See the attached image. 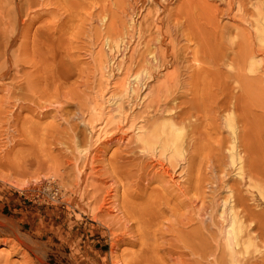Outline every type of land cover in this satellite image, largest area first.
Listing matches in <instances>:
<instances>
[{
  "label": "rangeland",
  "instance_id": "1",
  "mask_svg": "<svg viewBox=\"0 0 264 264\" xmlns=\"http://www.w3.org/2000/svg\"><path fill=\"white\" fill-rule=\"evenodd\" d=\"M186 1L0 0V28L22 21L28 43L40 27L53 34L47 47H23V73L4 82L35 90L41 107L21 100L30 108L15 110L0 90V216L23 221L22 233L46 246L45 264H69L72 253L58 250L57 240L48 243L51 226L82 237L96 264H140L144 240L142 260L148 262L143 264H191L193 240L201 237L206 246L217 235L218 218L213 226L208 219L202 222L205 214H219L228 199L260 236L261 253L242 264H264V200L251 194L255 186L264 192V43L253 37L255 13L245 2L203 6L194 0L186 14ZM144 68L149 78L129 98L121 96L118 87ZM162 118L181 123L185 134L184 160L163 162L170 179L157 174L156 162L142 157L138 146ZM228 119L233 132L224 126ZM56 128L59 135L75 129L80 147L88 151L79 166L94 169L99 177L94 183L101 188L95 194L117 205L108 218L125 217L127 229L101 226L91 214H66L64 205L39 204V188L61 171L56 165L74 164L64 146L53 142L50 134L60 137ZM62 177L67 184L71 180L66 173ZM149 179L153 182L142 190ZM136 183L141 188L133 187ZM115 185L123 199L111 196L108 188ZM161 193L166 201L160 204ZM132 208L145 215L146 232L134 211L125 216ZM110 233L122 239L113 261ZM2 248L12 264L22 262L23 253L34 258L29 250Z\"/></svg>",
  "mask_w": 264,
  "mask_h": 264
},
{
  "label": "bare ground",
  "instance_id": "2",
  "mask_svg": "<svg viewBox=\"0 0 264 264\" xmlns=\"http://www.w3.org/2000/svg\"><path fill=\"white\" fill-rule=\"evenodd\" d=\"M199 4L203 6H210L211 4H229L232 2L241 4L245 2L249 7L254 10V39L258 43H264V0H198ZM28 1L26 2V4ZM194 0H187L184 3V11L186 14L192 12V6ZM216 6V5H214ZM30 25H27L29 28ZM48 28L40 27L34 34L32 43H28L25 40L27 35V30L25 23L19 21L17 26H13L8 23L7 26L3 25L0 28V90L6 92L5 99L6 103L13 102V107L15 110L22 109L23 107L29 109L30 107L24 106L21 100H27L34 106L41 107L40 105L43 101L36 98L35 90L28 86L23 87V85L18 83H12L5 86V81L8 80L13 82L20 74L23 73L25 63L20 58V52L23 47L27 44H31L32 48L42 49V46L46 47L48 42L53 36L52 33H48ZM155 58H151V61ZM254 67V62L249 64V70L251 71ZM149 69H143L140 73H134L130 75L128 80L123 82L118 88L120 90V95L129 98V96L135 91V88L146 80L150 76ZM20 96V97H18ZM121 96H119L121 98ZM55 111L62 112L63 109L56 107ZM9 114H12L9 112ZM85 124L86 120L81 121ZM224 126L233 132V127L231 121L228 119L224 122ZM58 128H56V134H50L52 136L53 142L58 145L64 146V153L68 154L66 158L72 159L74 164H68L66 167L62 168L63 164L56 165V167L61 166V171L55 173L52 178L53 182L48 185H44L39 188L38 202L40 205L46 204L56 207L57 205H64L66 214L79 212L81 215L91 214V218L94 222L99 225L104 226L105 223H110L111 225L117 224L119 231L125 230V224L127 220L125 217H112L108 218L110 213L117 208L115 201L107 203L101 200L95 192H100V185L94 183V180H99L98 175L95 173L94 169L89 165H85L83 168L79 166V161L86 160L88 158V151L83 147H80V142L78 140L75 129L69 128L63 131L61 135L57 133ZM65 133V134H64ZM184 129L179 122H174L171 119L162 118L158 123L152 125V127L140 137L138 141V146L140 148L141 156L144 158H152L156 162L157 174L163 177H172L169 169L163 163L166 157L171 163H179L184 160ZM235 153H230V163L231 166L235 167L237 164V159L234 156ZM164 158H159V157ZM93 157L90 156V159ZM68 162V161H67ZM66 162V163H67ZM71 165V167H70ZM70 168V172H65ZM66 173V177L70 178L69 183H65L62 174ZM55 177H57L58 182H56ZM7 182V181H5ZM153 180L149 179L147 186L142 189L146 191L149 188L150 183ZM140 187V183L133 184V187ZM19 189V188H18ZM20 190V189H19ZM111 192H114L111 196L114 199H118L120 196L122 199L124 195L120 194V186L115 185L114 187L108 188ZM134 191V190H133ZM135 192V191H134ZM43 194V195H41ZM131 195H134L130 191ZM166 193H161L159 195L158 202L161 204L166 201ZM251 194L256 196L257 199L264 200V192L259 186H255ZM38 196V197H37ZM156 201V200H155ZM131 203V202H130ZM231 202L228 201L222 204V211L216 213H206L202 222L206 219L209 220L211 225L215 226V218H218L217 224V235L212 240V244L205 246L206 242H202L203 239L198 237L193 240V244L188 248V255L192 256L191 264H199L200 261H205V264H242L244 261H249L251 258H255L253 254H260V250L257 249L256 240L260 237L259 233H255L254 226H252L248 217L241 213H237L233 206H230ZM134 211V220L136 223L141 222L144 224V232L147 231L145 215H138L135 208L131 209L127 217H131ZM161 214H165V210H160ZM52 214L56 211H52ZM79 217V215H77ZM20 223H23L21 221ZM20 223L14 222L12 219H4L0 216V244L2 246H9L11 252L20 253L24 250H29L27 253H33L34 258H31L26 253H23V261L17 264H45L46 252L44 251V244L35 243L26 233H22L23 227ZM55 221H52L54 225ZM70 226L75 225L70 223ZM125 227V228H124ZM61 227L53 229L52 226L49 228L51 233V238H49L48 243L51 244L53 240H57L59 245L55 246L58 250H64L69 248L71 250V256L69 264H96L95 258L89 259V252L87 251V244L81 242V238H77L73 235L71 231L64 233ZM122 232V231H121ZM111 236V247L109 258L113 261L116 259V249L119 246V242L122 239L116 233H110ZM122 235H125L122 233ZM201 235H203L201 233ZM204 236V235H203ZM44 234L38 235V238H43ZM181 242V241H178ZM81 246V247H80ZM146 242L142 243V252L138 256V263L143 264L148 261L142 260L146 253ZM180 248L187 249L183 246ZM84 249V252L81 250ZM264 253V252H263ZM28 260H27V258ZM10 253L6 252L4 248L0 249V264H12L9 263ZM106 258L104 257L103 260ZM102 260V262H104ZM15 264V263H13Z\"/></svg>",
  "mask_w": 264,
  "mask_h": 264
}]
</instances>
